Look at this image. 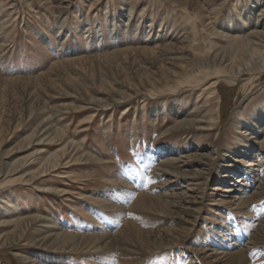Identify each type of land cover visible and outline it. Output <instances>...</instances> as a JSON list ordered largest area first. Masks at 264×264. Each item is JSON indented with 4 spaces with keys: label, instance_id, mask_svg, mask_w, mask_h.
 Masks as SVG:
<instances>
[{
    "label": "rangeland",
    "instance_id": "374dc122",
    "mask_svg": "<svg viewBox=\"0 0 264 264\" xmlns=\"http://www.w3.org/2000/svg\"><path fill=\"white\" fill-rule=\"evenodd\" d=\"M126 1L7 0L0 9V170L23 166L0 183V237L7 239L0 264H23L24 255L34 260L25 264H225L221 256L231 252L243 253L241 264H264V194L255 193L264 177V119L252 118L264 105V75L245 74L231 84L215 68L209 75L193 73L203 65L189 60L230 44L216 30H261L264 0H138L129 21ZM170 47L178 50L175 59L158 63L155 55L174 53ZM118 65L130 71L119 72ZM194 77L197 83H191ZM216 80L219 85L210 87ZM91 98L112 105L99 107ZM48 114L62 129V143H26ZM189 117L208 121L184 127ZM249 122L262 130L251 139L244 134ZM67 139L80 141L81 160L63 155L56 172L70 177L51 172L28 183L15 180L27 179L24 174L34 172L41 158L60 153ZM241 147L251 148L255 165H247L251 157ZM196 154L204 165L187 171V181L165 189L161 171L150 175L161 160ZM181 163L167 166L174 170ZM229 163L237 166L229 169L236 170L230 181H243L224 197L213 188L227 186ZM200 168L204 175L197 177L192 172ZM188 183L196 188L193 195L202 196L196 213L176 214L158 206L156 197L144 204L136 200L140 192L160 196ZM48 187L51 192L44 191ZM231 196L247 204L237 207ZM221 198L229 203L217 205ZM23 221L31 223L19 239ZM51 221L67 231L69 244L80 233L99 236H84L74 252L30 242ZM254 234L259 244H252ZM204 248L223 254L202 253Z\"/></svg>",
    "mask_w": 264,
    "mask_h": 264
},
{
    "label": "bare ground",
    "instance_id": "6f19581e",
    "mask_svg": "<svg viewBox=\"0 0 264 264\" xmlns=\"http://www.w3.org/2000/svg\"><path fill=\"white\" fill-rule=\"evenodd\" d=\"M5 1H7V0H0V9L1 10L4 7ZM126 3L130 4V6L128 8V16H127V20L129 21L131 19L130 17H132V14L134 12V8H136L138 5V0H127ZM218 6H220V4ZM211 9H213V8L211 7L210 10ZM259 12H260V14H258L259 15L258 17H263L264 16V8L262 10H259ZM85 26H88V29L85 31L88 33V31L91 29L90 24L87 23V25H85ZM261 28H262L261 30L252 28L245 35H240L239 32L231 31L232 28L230 29V27H227V29H228L227 33L226 32L222 33L220 31L216 30L214 32V34L217 35L219 38H223L224 40L229 41L230 44L227 47H222V49L214 50L211 53H207L208 55H206V56L205 55L204 56H202V55L194 56L193 55V57H191L189 60L194 62V63L197 62V63H199V65H203V66L201 68L195 67L194 69H192L190 71H192L193 73L198 71V74H205L210 68H215L217 73L219 74V76L227 77V79H228L227 82L231 83V84L235 83L234 79H233L234 77H235V81H236L238 78L243 77L245 74L254 75L255 78L260 74H261L260 76H263L264 75L263 74L264 73V24L262 25ZM0 29H2V24H0ZM181 40L186 41V37H183ZM153 48L152 49L151 48H149V49L143 48V50H153ZM157 48L159 49V47H157ZM171 48H173V47H170L169 50H171ZM173 49L175 50L174 53L171 52L168 54H158L157 56L155 55L156 61L158 63L163 64V63H165V61L174 60L175 58L172 56L175 54V52H178V50L175 48H173ZM181 49H183V48H181ZM156 51L157 50H155V53H156ZM157 52L160 53L159 51H157ZM163 53H164V51H163ZM124 61H126V60L124 59ZM135 64H136V62H135ZM119 65H118V67H119ZM169 65H171L170 62H169ZM133 67H134V65H133ZM140 68L142 70H146L144 66H141ZM123 69H127L128 71H130L129 68H125V67H121V68L119 67L118 71L119 72L123 71ZM195 69H198V70H195ZM198 74L193 75V76H197ZM205 75H209V74L206 73ZM146 76H147V73H146ZM146 79H148V78L146 77ZM198 80H199V78L194 77L193 82H191V83H197ZM218 85H219V82H218V80H216L210 84V87H216ZM147 91H149V90H147ZM150 92H152V91H150ZM207 93L210 95L209 98H211V97H213V95H211V94H213L214 91L213 92H207ZM126 95L127 94H123V95H120L117 97L125 98ZM89 102H93V104H95L99 107H106L110 104L112 105V103H110L109 99H101V101H99L98 99L91 98V99H89ZM204 102L207 103L206 100H204L202 104H205ZM48 116H49V114H48ZM50 118L51 117L49 116V118H43L40 121H38L36 126L29 133L28 138H26V143L27 142L30 143L35 139H38L39 142L41 140H43V141L48 140V141H56V142L62 143L61 142L62 141L61 140L62 129L55 126L54 125L55 122H54V124H52V121L50 120ZM252 118H253L254 123H256L258 121H260V122L263 121V119H264V105H259V107H257V111H255L253 113ZM207 121L208 120H206V119H196L195 117H189L187 125H184V127H194V123H197V122L206 123ZM20 124L21 123L16 125V127L19 126ZM247 125L250 126V128H248L247 126L245 127V132H244L245 135H247V136L249 135L248 137L250 138V137H253L252 134H255V133L257 134L258 131L255 127V124H252L249 122ZM202 126H208V125H202ZM263 127H264V125H263ZM50 128L52 130L50 132H48ZM261 131H259L258 134H261L260 133ZM40 132H42V133L39 134ZM45 137H46V139H43ZM262 138L263 139L259 142V145H261V147H264V134H262ZM242 141L244 142V144L248 143L245 140H242ZM79 142L74 141V139H67L64 142V144L62 145L60 153L58 151H56L55 153L51 154L50 156H47L46 158H41V162L38 164V166L34 172H31L29 174L22 173L25 175V177L28 176L27 179H22L23 178V175H22V176H19L20 178H17L15 180L21 179L22 181L24 180L23 183H28L30 181L39 180L40 177H42L46 174L48 175L51 172H53V174L58 175L61 178L70 177L71 173H65L64 174V173H59L56 171L61 166V162H62L61 160H62L63 155L69 156L70 161H73V163H77L76 161L81 160L80 155L76 156V154L80 148ZM248 145L249 144H247V146ZM241 148H243V147H241ZM166 151H168V150H166ZM243 153L246 157H251V159H248L247 165L248 166L255 165V161H254L255 159H253L252 155H251L252 154L251 148L250 147L243 148ZM201 157H202L201 155H197V154L193 155V156H189V157L181 155V156H179V158L178 157L177 158L172 157L169 159L161 160V163L159 164V166L154 168V171L152 170L153 172L150 173V175H152L155 172H157V175H160L159 171H161L162 172L161 175L163 177L162 178L163 182H159V183L163 184V186H161V187H165V189L169 188V187L175 185L178 181H187V179L189 178V175H188L189 173H186V172L192 171L193 166L204 165V163L200 159ZM178 161H181L182 165H178L177 169L169 170L167 164L170 162L177 163ZM234 161H236V159H234ZM258 163L260 165V162H258ZM22 167L23 166L19 165V164H13V165L11 164V166L9 168L5 167L4 170H2V173L0 170V179H1V177L4 176L0 180V183H8V182H6L7 181L6 175H9V174L17 171L18 169H20ZM225 167H226V171H224L225 172L224 177L227 180V183H228L227 186L225 188H222L220 186H215L213 189L215 191L220 190L221 192L225 193L224 197H229L231 195V193H233L234 191H239V189L236 190V182L239 181V179L235 180L233 183L230 181V180H232V179H230L231 174L233 172H236V170L230 171L229 169H237V166L234 163H229ZM233 167H235V168H233ZM203 171H204L203 168H200V169H196V171L192 172V173L197 177H202L204 175ZM205 175H208V173H206ZM228 180H229V182H228ZM242 181H243V179H241L239 182L241 183ZM241 185L242 184H239V186H241ZM155 186L157 187V183L153 186L154 187L153 189H155ZM42 188H43V186H42ZM177 188H179V187H177ZM177 188H172V190L169 189L170 192L167 190V192L162 193L160 196H153V195H150L146 192H140L138 197L136 198V200L140 204H144V203L148 202L151 199V197H156V198H153V200L155 201V203L158 206H160L161 208H165L166 206H168L170 208H175V209H173V212L176 214H180V213L181 214H192V213L198 212L200 210V204H199L200 202H198L197 200L199 198H201L202 196L201 195H199V196L193 195L195 193L194 189H196V188H194V186H191V183H188L184 189L180 188L179 191H175L174 189H177ZM151 189H152V187L150 188V190ZM190 189L192 192L188 193V191ZM53 190H56V189H53ZM44 191L51 192L52 189L50 187H48ZM56 191L59 194L60 193L61 194L66 193L65 191H59V190H56ZM255 193L257 195V198H259L260 195L264 194V177L259 181V183L256 187ZM231 197L234 198L233 202L237 207H242L245 204H247V203H244V200H246V198H241L239 196H231ZM248 200H251V198H248ZM228 203H229L228 201H225L224 199L221 198V199H218L217 205L228 204ZM30 216H31V218H33L32 215H30ZM29 223H31V221L21 222V224L19 226L17 238L20 239L21 237L26 235L27 231L29 230L28 228L26 229V227L29 226ZM55 226H56L55 223L53 221H51L50 226L47 227V230L44 232V234H42V236H38L37 238L32 239L30 242H32L34 245H43L45 248H51L53 251H56V252H64V251L74 252V250L79 249V247L77 245H78L80 240L82 241V238L84 236H91L92 235L90 233H80V234H78L79 238L75 242L72 241V244H69L65 238L67 231L63 230L61 227L54 228ZM257 226H258V224H257ZM259 228H264V218L262 220H260ZM261 231H262V229H260V232ZM92 236H93V239H96V237H98L99 234H93ZM253 236L254 237H251L252 240H254L252 242V244L253 245L259 244L261 238L257 240L256 239L257 235L254 234ZM75 237H76V235H75ZM101 238H103V237H101ZM101 242H102V239H101ZM6 243H7V239L0 237V247H3ZM159 248H160V246H159ZM157 249H158V247L155 250H157ZM155 250H153V251H155ZM207 251H212V250L208 249V248H204L202 253L203 252L206 253ZM211 254L212 255L223 254V252L212 251ZM224 256H226L224 259L225 264L228 262H230L231 264H237L236 260L238 261L239 264H241V262L244 260V258H242L243 257L242 252L224 253L221 257H224ZM28 260L31 262H34V260L31 259V257L29 255H24L21 258V261L23 264L27 263Z\"/></svg>",
    "mask_w": 264,
    "mask_h": 264
},
{
    "label": "snow or ice",
    "instance_id": "6c2138e0",
    "mask_svg": "<svg viewBox=\"0 0 264 264\" xmlns=\"http://www.w3.org/2000/svg\"><path fill=\"white\" fill-rule=\"evenodd\" d=\"M148 183H154V181H152V180H149V181H148Z\"/></svg>",
    "mask_w": 264,
    "mask_h": 264
}]
</instances>
